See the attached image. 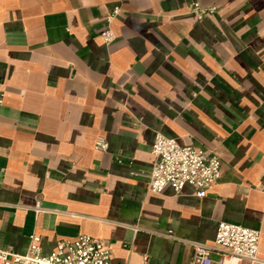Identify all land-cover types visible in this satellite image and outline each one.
Segmentation results:
<instances>
[{"label":"crops","instance_id":"crops-1","mask_svg":"<svg viewBox=\"0 0 264 264\" xmlns=\"http://www.w3.org/2000/svg\"><path fill=\"white\" fill-rule=\"evenodd\" d=\"M0 97V250L89 234L112 264H189L227 222L264 261V0H0ZM158 131L221 156L205 197L148 190Z\"/></svg>","mask_w":264,"mask_h":264},{"label":"built area","instance_id":"built-area-1","mask_svg":"<svg viewBox=\"0 0 264 264\" xmlns=\"http://www.w3.org/2000/svg\"><path fill=\"white\" fill-rule=\"evenodd\" d=\"M191 14L198 20L217 11L216 6L206 7L200 2L189 6ZM119 8L108 16L110 22ZM110 27L101 32L106 44L114 40ZM2 103V97H0ZM94 148L107 152L109 143L104 136H98ZM151 152L153 166L147 174L148 190L160 193L167 186L181 193L186 185L196 188V195L205 197L222 176L221 156L211 149L195 145H181L175 138L156 132ZM260 229L239 224L220 222L212 243L189 242L193 254L189 264H249L264 263L260 257ZM217 254L215 260L213 255ZM0 264H112L111 247L108 242L89 234L76 238L59 239L55 250L44 252L42 236L36 232L29 235V246L25 254L0 250Z\"/></svg>","mask_w":264,"mask_h":264}]
</instances>
